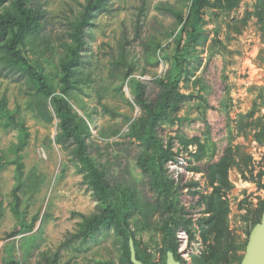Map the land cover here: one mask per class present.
Here are the masks:
<instances>
[{
  "label": "rangeland",
  "instance_id": "rangeland-1",
  "mask_svg": "<svg viewBox=\"0 0 264 264\" xmlns=\"http://www.w3.org/2000/svg\"><path fill=\"white\" fill-rule=\"evenodd\" d=\"M36 1L45 9L46 21L36 40L38 46L28 48L29 56L33 60L50 58L54 64L45 66L48 72H53L64 51L61 44L68 39V22L78 16L85 0ZM187 2L148 0L146 14L142 17L141 36L136 38L135 22L142 0H112L110 12L98 15L88 30V48L84 53V63L79 67L81 89L76 91V100L72 103L80 115L88 113L91 116V140L99 145L93 156L118 183L132 185L144 201L153 199L154 193L137 164L138 142L132 144L122 137L130 125L127 119L139 117L140 110L130 106L128 100L132 102V97L127 86L123 96L110 83V60L118 54L119 44L126 36L129 42L127 48L138 60L139 70L135 76L148 83L149 87L153 86V80L164 76L168 65L165 60H161L158 68L149 65L142 56L141 41L156 35L170 54L173 39H167L162 33L166 30L172 32L175 21L158 8L171 4L187 14ZM256 2L243 0L230 13L208 10L203 29L208 42L205 47L199 48L205 49L201 54L202 65L195 77L181 83L182 92L192 96L180 113L183 122L173 127L165 126L160 132L166 144L177 135L207 139L208 123L212 149L208 150L201 165L210 159L213 150L214 160L217 161L230 144L241 147L243 156L240 167L230 170L229 180L233 187L225 196L230 207L229 230L241 242L248 237L250 224L245 219L247 211L255 209L264 200V188L260 187L259 178L256 177L264 170V146L254 139L255 128H249L244 134L238 132L239 117L250 111L254 110L255 119L264 123V31L256 17L248 20L245 26L241 25L246 13L255 10ZM235 22L243 28L240 33L229 28ZM50 45L54 50L52 47L50 51L45 50ZM1 98H5L8 107L17 112L22 128L5 127L0 118V264H5L7 259L5 245L13 240L16 243L15 256L21 264H37L43 259V254L56 253L68 234L78 230V223L82 219L75 213L90 215L95 212L97 202L83 176L77 172L72 156L55 142L57 120L48 123L31 108V94L27 85L0 77ZM114 131H119L118 135ZM192 147L194 152L190 148L186 151L179 139L174 138L173 151H183L189 157L190 165L195 166L199 164L193 157L197 147ZM249 156L251 161L246 167V157ZM19 163H22L20 179L17 174ZM194 173L196 176H184L175 183L183 186L180 205L189 212V217L192 216L193 230L198 231V220L204 216L206 208L204 203L200 204L201 197L210 194L212 188L203 173ZM193 182L196 185L190 186ZM260 183L264 185V177ZM136 218L132 221L133 229L137 224L143 226L140 216ZM22 225H31L33 229L23 234ZM27 236L36 238L31 252L22 245L23 237ZM138 237L149 244L150 250L159 259L156 243L160 241V235L144 231ZM199 238L198 231L189 246L195 252L202 253L205 246L202 240L199 245ZM119 250L120 243L114 232L105 231L96 241L83 245L76 243L62 249L60 262L105 264L115 259L118 264ZM241 254L244 255L245 251H241Z\"/></svg>",
  "mask_w": 264,
  "mask_h": 264
},
{
  "label": "trees",
  "instance_id": "trees-1",
  "mask_svg": "<svg viewBox=\"0 0 264 264\" xmlns=\"http://www.w3.org/2000/svg\"><path fill=\"white\" fill-rule=\"evenodd\" d=\"M112 0H85L81 4L78 16L68 22V39L61 46L64 51L55 65V71L48 72L45 64L53 65L50 58L31 59L29 46H38L39 39L46 21V11L36 0H0V77L10 78L14 82L24 83L30 90L31 108L48 123L57 120L56 144L67 151L77 172L83 176L85 184L92 191L97 202L95 212L90 215L77 214L81 217L78 230L69 233L60 249L53 254H43L37 264H61L62 249L96 241L105 231H113L120 243L118 264H133L129 241H134L137 258L144 264H167V252H172L176 260L186 264V260L179 252L180 241L178 233L181 230L188 232L193 242L199 231L205 246L200 255H194L192 264H241L246 250L247 242L252 229L262 219L264 213V200L258 207L250 209L245 215L249 222L247 240L241 242L238 236L229 230L230 207L226 194L233 185L229 180V172L234 167H240V158L243 152L240 146L230 144L219 160H214L215 150L210 159L201 165L210 148L211 128L208 123L207 139L200 137L188 138L179 136L170 138L166 144L161 135L163 127H173L183 119L180 113L191 95L182 92L181 83L189 81L196 76V71L202 65L201 54L208 42L203 29L206 25L205 15L209 9L230 13L237 9L243 0H188L187 14L175 5L159 7L165 14L174 19L175 29L172 32L164 30L162 35L173 39L171 53H167L164 42L156 35H150L142 43V56L153 68H158L161 60H165L168 69L164 76L156 77L153 86L135 76L139 70L138 60L133 57L127 48L128 38L123 37L119 44L118 54L110 60V83L116 92L125 95L124 88L130 90L132 102L130 106L140 110L137 118H128L130 123L124 139L138 142L139 152L137 164L147 179L149 189L154 193L153 199L142 200L132 185H122L102 168L93 152L99 148L92 139L91 116L87 113L80 115L74 107L76 91L80 90L79 67L84 63V53L88 48L89 28L94 25L98 15L110 12ZM148 0H142L138 7L135 22V37L141 36L143 28L142 17L146 14ZM252 17L258 19L264 31V0H257L255 10L247 12L242 20V27ZM238 22L229 25L230 30L240 33L243 28L237 26ZM46 41V40H45ZM54 47H46L50 51ZM213 48V47H212ZM213 51V49H211ZM162 56H161V55ZM212 55V54H210ZM212 57V56H211ZM45 60V61H44ZM196 63L197 65H192ZM83 110V108H82ZM116 115V114H114ZM0 118L5 127L22 128L19 124L18 114L8 107L5 98L0 99ZM239 120V134H244L249 128H255L254 139L264 146V123L255 119V111L241 115ZM118 135L119 131L113 132ZM174 138L179 139L186 151L190 146H196L193 157L198 165L187 168L190 171L203 173L212 192L201 197L200 204L206 208L204 216L198 220V231L193 230L194 221L189 212L180 205V192L183 186L176 184L168 169L171 161H176L180 153L173 151ZM251 157H246L245 165L249 166ZM19 179L22 174V163H19ZM242 170V169H240ZM252 173V171H250ZM256 177L260 183L264 177V170ZM252 173V178H256ZM196 185L195 182L190 186ZM197 194V192L195 193ZM140 216L143 226L136 225L133 229L132 221ZM159 218L158 220L156 218ZM137 219V218H136ZM33 227L22 225V233L32 231ZM149 231L155 236L160 235L156 243L160 258L150 250L138 235ZM11 236H14L12 234ZM22 245L30 251L36 241L34 237H23ZM15 240L5 245L7 259L5 264H21L15 256ZM21 245V246H22ZM117 264L111 259L105 264Z\"/></svg>",
  "mask_w": 264,
  "mask_h": 264
},
{
  "label": "water",
  "instance_id": "water-1",
  "mask_svg": "<svg viewBox=\"0 0 264 264\" xmlns=\"http://www.w3.org/2000/svg\"><path fill=\"white\" fill-rule=\"evenodd\" d=\"M129 246L132 263L144 264L137 258L136 249L132 238L129 241ZM166 263L182 264L179 260L175 259L174 254L170 251L167 252ZM241 264H264V213L261 221L255 225L250 233L244 258Z\"/></svg>",
  "mask_w": 264,
  "mask_h": 264
},
{
  "label": "built area",
  "instance_id": "built-area-1",
  "mask_svg": "<svg viewBox=\"0 0 264 264\" xmlns=\"http://www.w3.org/2000/svg\"><path fill=\"white\" fill-rule=\"evenodd\" d=\"M191 152H194V149L192 146L189 147ZM176 152H179L177 150ZM189 163V157L186 156L183 151L179 153L176 161H171L168 164L169 172L171 173L173 179L176 181L183 179L184 176L186 178H192L196 176V174L193 171L188 170ZM178 240L180 241V254L183 256L184 259L191 262V259L194 255H200L201 252H195L194 248H190V237L187 231L181 230L178 233ZM199 245L202 244L201 239L199 238Z\"/></svg>",
  "mask_w": 264,
  "mask_h": 264
}]
</instances>
